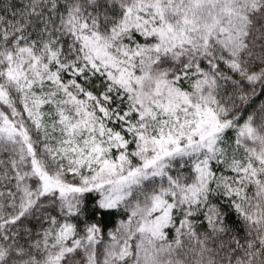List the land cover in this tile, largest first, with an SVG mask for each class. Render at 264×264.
Listing matches in <instances>:
<instances>
[{
	"label": "snow or ice",
	"instance_id": "obj_1",
	"mask_svg": "<svg viewBox=\"0 0 264 264\" xmlns=\"http://www.w3.org/2000/svg\"><path fill=\"white\" fill-rule=\"evenodd\" d=\"M0 264H264V0H0Z\"/></svg>",
	"mask_w": 264,
	"mask_h": 264
}]
</instances>
